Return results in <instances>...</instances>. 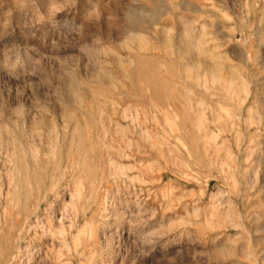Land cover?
I'll list each match as a JSON object with an SVG mask.
<instances>
[{
    "label": "rangeland",
    "instance_id": "1",
    "mask_svg": "<svg viewBox=\"0 0 264 264\" xmlns=\"http://www.w3.org/2000/svg\"><path fill=\"white\" fill-rule=\"evenodd\" d=\"M0 264H264V0H0Z\"/></svg>",
    "mask_w": 264,
    "mask_h": 264
},
{
    "label": "bare ground",
    "instance_id": "2",
    "mask_svg": "<svg viewBox=\"0 0 264 264\" xmlns=\"http://www.w3.org/2000/svg\"><path fill=\"white\" fill-rule=\"evenodd\" d=\"M45 255V254H44Z\"/></svg>",
    "mask_w": 264,
    "mask_h": 264
}]
</instances>
